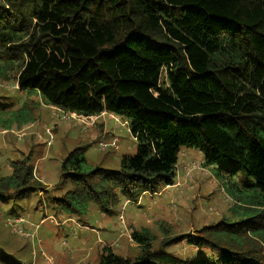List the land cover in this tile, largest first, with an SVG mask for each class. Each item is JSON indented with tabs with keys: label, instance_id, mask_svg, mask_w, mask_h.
Returning <instances> with one entry per match:
<instances>
[{
	"label": "trees",
	"instance_id": "1",
	"mask_svg": "<svg viewBox=\"0 0 264 264\" xmlns=\"http://www.w3.org/2000/svg\"><path fill=\"white\" fill-rule=\"evenodd\" d=\"M13 74L46 105L125 118L136 141L117 169L91 167L85 147L61 160L68 188L53 200L70 213L92 203L113 214L122 197L159 192L173 183L182 148L252 178L227 187L232 218L244 217L165 236L159 247L150 229H135L133 257L106 247L96 264H264V0H0V79ZM23 111L13 118L32 121ZM10 167L0 203L41 185L32 153ZM182 240L217 255L182 259L169 251Z\"/></svg>",
	"mask_w": 264,
	"mask_h": 264
},
{
	"label": "rangeland",
	"instance_id": "2",
	"mask_svg": "<svg viewBox=\"0 0 264 264\" xmlns=\"http://www.w3.org/2000/svg\"><path fill=\"white\" fill-rule=\"evenodd\" d=\"M13 76L0 79V174L9 175L11 161L32 153L34 175L41 185L28 199L0 203V264L2 260L96 264L106 247L133 257L138 251L131 237L135 229H150L156 236L154 247H159L165 236L192 235L224 217H244L232 218L227 187L252 178L238 169L230 175L235 165L223 159L214 164L216 168L204 166L203 153L195 148L181 149L173 186L146 193L137 202L122 197L117 213L106 214L92 203L82 216L57 207L53 199L68 188L59 181L60 164L71 150L85 147L84 157L93 168L117 169L122 156L136 151V141L125 118L104 112L94 116L60 113L54 106H45L36 93L19 89ZM18 109L28 110L23 114L29 112L32 121L17 122L13 116ZM107 131L114 136L108 139ZM169 251L189 260L217 255L186 240L171 245Z\"/></svg>",
	"mask_w": 264,
	"mask_h": 264
},
{
	"label": "built area",
	"instance_id": "3",
	"mask_svg": "<svg viewBox=\"0 0 264 264\" xmlns=\"http://www.w3.org/2000/svg\"><path fill=\"white\" fill-rule=\"evenodd\" d=\"M55 107V106H54ZM57 109H59L58 107H56ZM60 110V113H63V114H72V115H77V114H75V113H71V112H65V111H62L61 109H59ZM88 118V117H87ZM99 144H103L104 146L106 145L105 144V141H101V143H99ZM174 185V184H173ZM173 185H171V184H167L166 186L167 187H171V186H173ZM16 220H18V221H21L22 219H16Z\"/></svg>",
	"mask_w": 264,
	"mask_h": 264
},
{
	"label": "crops",
	"instance_id": "4",
	"mask_svg": "<svg viewBox=\"0 0 264 264\" xmlns=\"http://www.w3.org/2000/svg\"><path fill=\"white\" fill-rule=\"evenodd\" d=\"M45 106H49V105H45ZM105 114H108V115H111V114H109V113H106V112H104V114L103 115H105ZM107 133V135H111L110 137H107L108 139H110L111 137H113L114 135L113 134H111L109 131H107L106 132ZM106 136V135H105ZM95 141V140H94ZM143 196H145V195H143Z\"/></svg>",
	"mask_w": 264,
	"mask_h": 264
}]
</instances>
